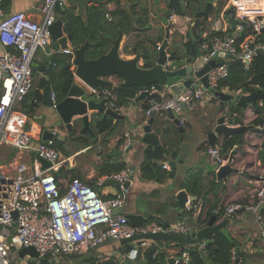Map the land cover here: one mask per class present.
<instances>
[{"label": "built area", "instance_id": "2783aa9c", "mask_svg": "<svg viewBox=\"0 0 264 264\" xmlns=\"http://www.w3.org/2000/svg\"><path fill=\"white\" fill-rule=\"evenodd\" d=\"M230 1L235 12L229 14V17L227 15L224 20L230 24L237 19L235 27L238 34L215 35L212 48L202 52L203 62L200 66L218 58L221 53L239 58L249 66L261 51L264 52V40L260 37L264 33V12L259 13L256 9L245 10V3L254 6L255 0H252V4L251 0H244L242 9L238 0ZM58 2L62 6L67 4L66 0H43L38 6L41 19L30 16L26 11L6 13L0 6V46L3 48L0 54V146L13 148L17 153H34L31 164L13 158L0 163V264H11L19 250L28 246H33L39 252L40 258L36 261L42 258L60 261L63 257L81 256L97 250L106 241L120 242L123 238L140 233H190L194 230L191 224L180 221L167 226L155 221L132 225L126 213L114 212L125 204L124 195L117 193L115 196L103 198L101 190L110 179L122 182L128 180L133 175L130 167L97 178L95 185H90L78 177L71 178L64 184L56 172L64 166L67 158L62 157L55 145V139L36 140L32 132L26 129L27 113L20 110L18 105L34 87L35 68L32 63L38 51L52 43L50 26L58 18ZM106 16L111 19L109 13ZM168 19L187 39L194 29L197 32L202 31V35L207 31L206 22L198 23L191 15L179 16L171 11ZM247 25L252 27L254 34L238 42L239 32ZM218 29L214 27V30ZM192 63L190 61L184 65ZM207 75L208 88L201 77L193 73V82L180 95L172 94L169 87H148L147 91L156 92L158 95L149 101L144 113L149 116L152 112L164 114L172 110L183 125L186 118L182 103L186 105V110L191 109L197 102L212 98L216 91L222 90L220 82L229 75L227 62L212 67ZM97 94L99 98H106L108 105L118 111L116 90L99 89ZM52 99L56 104L58 99L55 92L52 93ZM258 133L263 135V132ZM131 145L132 138L128 132L119 146L123 157ZM207 150L218 167L226 163L227 158L222 155L218 144L216 147L209 146ZM43 159L50 165L43 166ZM163 167L169 169V164L166 163ZM251 185L242 199L224 203L216 211L220 214L219 221L233 219L241 211L253 212L256 221L261 225L260 236L264 238V171L256 170ZM188 202L190 207L193 206V201L188 199ZM202 208L203 201L200 200L199 215L205 218L206 211ZM198 244L200 249H205L207 245L205 240ZM151 245L158 246L153 257L160 252H166L174 254V264L190 262L189 249L178 248L173 243L145 240L138 245V249L142 247L145 250ZM137 252L138 250L133 251L135 258ZM229 264H244L237 248L232 250V261Z\"/></svg>", "mask_w": 264, "mask_h": 264}, {"label": "crops", "instance_id": "0c3cea01", "mask_svg": "<svg viewBox=\"0 0 264 264\" xmlns=\"http://www.w3.org/2000/svg\"><path fill=\"white\" fill-rule=\"evenodd\" d=\"M42 1L0 0V6L6 13L26 11L30 16L41 19L42 16L38 11V6ZM257 2H259L258 5ZM170 3L171 0H111L101 6V9L106 11V15L107 13L111 15V13L120 8L129 12L131 24L128 27L131 26L130 31L123 32L121 29L118 30L119 36H121L120 48L123 58L130 59L138 56L140 58L139 63L145 66L148 61L146 56H149V61L155 63L158 52L154 44H162L165 39L167 28L165 20L171 14ZM250 3H253L252 0ZM213 4L216 9L205 20L207 31L203 33L202 37H206L213 32H222L224 35L238 34V30L233 26V21L228 24L224 20L227 15L229 17V14L235 12L234 8L231 9V1L214 0ZM245 4L248 5L249 3ZM254 4L256 5H251L252 9L249 11L257 10L261 4H264V0H255ZM203 7L204 1L196 0L189 11L196 13L197 10H201ZM120 19L121 16L118 14L111 15V19L108 18V20H115V22H120ZM122 23H126V21H122ZM215 26L219 29L214 30ZM169 28L171 32L167 46L169 54L174 52L184 54L183 42L187 41L183 40L181 45V42L176 37L178 31L170 22ZM2 52L3 48L0 46V54ZM57 55L62 56L63 54L57 51L54 43H52L50 54L44 49L38 51L35 59L38 67L34 69V87L18 105V108L20 110H31L38 97L41 96L40 104L35 108L36 111L27 114L26 129L32 132L36 140H43L42 132L46 129L59 133L58 138L55 139V145L62 153V157L67 158V161L56 172V175L64 184L71 178L78 177L90 185H95L97 178L116 171V166L130 167L133 170V179L130 187L124 189L105 184L101 188L103 198H109L121 193L125 198L124 213L126 214H141L147 218V222L155 221L162 224H172L180 221L196 227L197 219L200 216L198 209L200 200L203 201V211H206L205 213L207 214L213 208L212 215H215L217 214L216 210L221 209L224 203L242 199L252 187L251 180L255 178L256 170L264 171L263 124L262 130H252L243 134L244 143L238 147L235 156L237 171L230 174L227 181L217 180L216 172L218 166L207 153L208 147L211 146L208 136L215 128L217 119L220 116H225L228 123L235 124V119L241 117L242 123H253L257 112L254 106L249 104L247 108H244L241 115L233 110L235 105H237L235 102L222 100L215 94L212 98L197 102L193 108L185 110L186 122L182 125L184 130L179 132L175 127H172L171 131L164 133L161 137V141L169 150V154H165L162 151L163 153L160 157L154 158L150 162H148L146 153L148 146L141 141L140 131L136 128L133 130L132 124L141 123L146 117L144 109L148 106L149 101L153 97H157L158 94L146 97L134 105L131 100H135L136 96L139 95L140 91L137 90L135 96L126 105L118 106V112L128 116L130 120H117L114 128L108 132H100L97 128V121L94 120H91L93 133L89 131L82 132V125L77 127V133H69L64 127L53 126L52 110L42 103L44 87H40V83L44 79H49L50 71L52 67H55L53 59ZM74 67L73 65L72 68ZM74 80L85 84L76 73H74ZM106 80L110 82V85L99 88L85 85L90 92H93L98 97L97 90L105 88L116 90L123 82L119 76H110ZM52 87L54 89L53 85ZM221 91L226 94H233L234 92L227 87ZM98 99L101 98L98 97ZM261 100H258L260 104H262ZM128 132L132 138V145L123 157L119 146ZM258 132H263V135ZM58 142L59 146L57 145ZM219 142H222V139ZM33 157L34 153H17L13 148L5 145L0 146V160H4L3 163L13 158L14 160L26 161L31 164ZM170 160H175L177 164V170L174 174L171 173ZM166 163L169 164V169L163 167ZM148 165L150 166L149 170L146 169ZM181 190H185L188 193L184 207L181 206L178 198ZM188 199L191 202L193 201V206L190 207ZM194 205H197V207H194ZM233 221L253 231V240L243 242L238 250L243 263L264 264V238L260 236L261 225L256 221L255 214L250 211H241L233 218ZM133 247V244H131V250ZM176 247L187 248L188 246L181 245ZM124 248L126 247L120 242L106 241L97 249L95 258L101 257V261L102 259L107 260V257L112 254L109 260L120 264L123 258L131 252V250L124 251ZM160 253L154 258L159 259ZM163 254L167 259L174 256L172 253L163 252ZM75 257L77 256L70 255L61 258L60 261L64 262V264L65 261L70 263ZM135 261L138 264H144L148 261L144 248L138 249ZM19 262L27 264L28 260L25 258ZM208 264L213 263L208 261Z\"/></svg>", "mask_w": 264, "mask_h": 264}, {"label": "water", "instance_id": "95a60500", "mask_svg": "<svg viewBox=\"0 0 264 264\" xmlns=\"http://www.w3.org/2000/svg\"><path fill=\"white\" fill-rule=\"evenodd\" d=\"M67 4L62 6L59 2L56 5V11L58 18L50 26V32L52 37V43L57 47V51L63 55L71 56V61L74 64L76 75L85 82V84L99 88L101 86L110 85V82L106 80L110 76H119L122 78L123 86L138 88L139 95L135 100H131L132 104H136L146 97H150L156 94V92L150 93L146 89L150 86L158 85L169 87L170 92L174 95H180L187 86H189L193 80V73L201 77L205 87H209L207 72L217 65L225 63L226 59L233 57L230 54H219L218 58H213L207 62L204 66H200L203 62L202 50L200 47L197 49V56L192 61V64L184 65L183 62H179L176 53L169 54L167 46L171 36L168 19L165 20L166 35L162 44H154L157 49L158 55L155 60V64L151 67H145L139 63V57L125 59L121 56V36H118L114 41L110 49L101 54L97 58H88L87 51L91 46L90 41H86L83 44L78 45L75 41L74 34L69 32L70 18L72 14L82 18H86V11L90 5L104 6L111 0H66ZM123 1V0H121ZM172 1V0H171ZM240 9L243 8V2L238 0ZM233 5L231 6V9ZM250 10V9H249ZM238 23V20L233 21V26ZM191 38L195 39L193 32L190 33ZM200 40L195 43L197 46L200 44ZM52 43L45 46L44 50L48 54L51 52ZM264 54L263 51H261ZM187 63V62H186ZM34 68L38 67V63L34 61L32 63ZM76 80L69 87L64 98L59 99L56 104L52 99V93L54 89L51 84H47L43 89L44 106L52 110V125L66 128L69 133H77V127L81 126V131L92 132L91 120L98 121L105 119L108 116L114 117L116 120L126 119L130 120L128 116H125L108 105L106 98L98 99L93 92H90L88 87ZM215 95L222 100H235L233 94H226L221 90L215 92ZM261 98L264 99V91L245 93L239 95L236 100L237 105H241L243 108H247L249 104L256 105L257 101ZM182 108L186 110V105L182 103ZM133 130L136 128L140 132L141 141L147 144L148 148H157L165 154H169V150L161 141V137L164 133L172 130L175 127L177 131L182 132L183 126L180 119L176 117L172 110H168L164 114H158L152 112L149 116H146L140 124H132ZM252 130L260 131L262 126L255 123H239L230 124L227 122L225 116H220L217 119L215 128L209 133L208 139L212 147L217 146V141L220 139H229L237 134H244L251 132ZM43 140L57 139L59 133H55L49 129L42 132ZM238 145H235L230 151L229 157L226 163L221 164L216 172L218 181H227L230 174L237 171L234 166L235 156L238 151ZM43 166H49L50 163L47 160H42ZM171 173L174 174L177 170V164L175 160H170ZM133 175L124 182L110 179L108 184L116 188L128 189L131 185ZM188 193L185 190H181L178 194V198L182 207L188 198ZM125 206H121L115 209V213H124ZM17 214L15 213V216ZM132 225H142L147 222V218L141 214H126ZM234 221L232 218H225L221 221L217 219L216 215H212L208 222L202 226H194V230L190 233H169L160 231L157 233H140L129 238H123L120 243L126 247L133 244V249L123 258L120 264H138L135 261V255L133 251L138 250V245L145 240L151 241H164L173 243L176 245H195L208 238L215 233L224 230L229 224ZM166 226L168 224H165ZM239 250V248H238ZM97 250H91L90 252L77 256L70 261L71 264H85L91 259L95 258ZM27 258V264H34V261L40 258L39 252L33 246L23 247L19 250L18 256L11 261V264H20V260ZM175 258H166L162 254L159 259L147 261L144 264H174ZM65 264H69L65 261Z\"/></svg>", "mask_w": 264, "mask_h": 264}, {"label": "trees", "instance_id": "16d2710c", "mask_svg": "<svg viewBox=\"0 0 264 264\" xmlns=\"http://www.w3.org/2000/svg\"><path fill=\"white\" fill-rule=\"evenodd\" d=\"M3 1V0H2ZM196 0H172L170 3V11H175L179 15H187L192 5L195 4ZM204 7L201 10H197L196 13H192L193 17L196 18L197 22L205 21L209 16L214 13L215 6L213 4L214 0H203ZM135 7V6H132ZM133 9V8H132ZM259 13L264 12V4H261L257 8ZM129 12L118 9L113 14H118L121 16L120 22H115V20H108L106 17V11L101 9V6L92 5L87 9V16L85 19L77 15L72 14L70 18L69 32L74 34L75 41L78 45L83 44L86 41H90L91 46L87 51L88 58H97L101 54L107 52L113 44V41L119 36V29L123 32H129L131 26V19L129 18ZM126 21V23H122ZM197 23V25H198ZM195 39L191 38L189 33V38L187 42H183L184 54L177 53L179 62H190L197 56V49L200 47L202 52H206L212 48V40L215 35H224L222 32L211 33L206 37H202V31L197 32L195 29L192 31ZM254 34V30L250 25H247L244 30L239 34L238 42L244 41V39L250 35ZM264 33L260 35L263 39ZM200 40L199 46L196 45V41ZM185 57V58H184ZM148 60L145 67H151L155 63L149 61V56H146ZM52 67L49 79L42 80L40 87H45L47 84H52L54 86V92L56 93L57 99H62L65 97L69 87L73 83L74 73L76 68H72L74 65L71 61V56L69 55H57L53 59ZM229 67V75L220 82V89L227 87L230 91L240 92L241 94L252 93V92H263L264 91V54H259L255 57L253 62L246 66L242 60L236 57H231L226 60ZM158 85L150 86V88L157 87ZM138 88L135 86L128 87L121 85L116 92L118 94V106L126 105L132 97L135 96ZM40 98L38 97L37 102L34 103L31 110H24L27 114L35 112V108L40 104ZM262 104L258 101L254 106L257 116L253 120L256 125L263 126L264 124V99L261 98ZM35 106V107H34ZM235 112L243 114L244 108L241 105H235ZM117 120L108 116L105 119H100L97 121V128L100 132H108L116 125ZM235 124L242 123L241 117H237L234 121ZM219 147L222 155L225 158L229 157L230 151L235 145L241 146L244 143L243 134H237L229 139H223L219 142ZM56 144V141H55ZM59 146V142L57 143ZM148 162L152 159L160 157L162 151L159 149L148 148L146 150ZM149 165L146 169L149 170ZM156 167V166H155ZM124 166H116L115 170L120 171ZM264 211V210H263ZM213 214V208L210 209L205 218L201 216L197 219V226H204ZM217 219L220 218V214H215ZM253 231L250 228H245L236 221L229 224L224 230L219 231L212 235L210 238L206 239V248L200 249L199 244L188 246L187 249L190 251V262L187 264H208V261L213 264H229L232 261V250L234 248H239L241 244L245 241L253 240ZM159 241L158 243H162ZM176 245V244H175ZM176 246H181L176 245ZM157 245H151L145 249L146 258L148 261L156 260L153 254L157 250ZM131 245H127L124 251H130ZM161 255L163 254L160 253ZM66 260V259H64ZM90 260L89 262H91ZM95 261V259H93ZM42 264H47L46 261H42ZM64 264V262H61ZM91 264H94L91 262ZM102 264H116L113 260H108L102 262Z\"/></svg>", "mask_w": 264, "mask_h": 264}, {"label": "rangeland", "instance_id": "374dc122", "mask_svg": "<svg viewBox=\"0 0 264 264\" xmlns=\"http://www.w3.org/2000/svg\"><path fill=\"white\" fill-rule=\"evenodd\" d=\"M188 15H191L192 16V13L189 11L188 12ZM183 34H181L179 31H178V34H177V40L178 41H180L181 42V45H182V41L183 40H185V41H188L187 40V36H185V35H183ZM189 38V37H188ZM42 50V49H41ZM233 95L235 96V100H233V102H235L236 103V100H237V98L239 97V95H241V93L240 92H233ZM232 103V102H231ZM248 113H249V111H248ZM250 113H251V111H250ZM67 155V154H66ZM3 161L4 160H0V163H3ZM93 259H95V261H93ZM93 259H91L92 261V263H94V264H102V262H106L107 260H109V259H107V260H103L102 259V261H101V257L100 258H98V257H96V258H93ZM46 261L47 262V264H61V261H59L58 259H53V258H48V259H40L39 261H34V264H42V261ZM69 264H71V263H69Z\"/></svg>", "mask_w": 264, "mask_h": 264}, {"label": "bare ground", "instance_id": "6f19581e", "mask_svg": "<svg viewBox=\"0 0 264 264\" xmlns=\"http://www.w3.org/2000/svg\"><path fill=\"white\" fill-rule=\"evenodd\" d=\"M241 2H244V0H241ZM242 4H244V3H242ZM245 6V10H249V9H252V6L251 5H244Z\"/></svg>", "mask_w": 264, "mask_h": 264}, {"label": "flooded vegetation", "instance_id": "af4514ba", "mask_svg": "<svg viewBox=\"0 0 264 264\" xmlns=\"http://www.w3.org/2000/svg\"><path fill=\"white\" fill-rule=\"evenodd\" d=\"M85 264H91V262H87V263H85Z\"/></svg>", "mask_w": 264, "mask_h": 264}]
</instances>
